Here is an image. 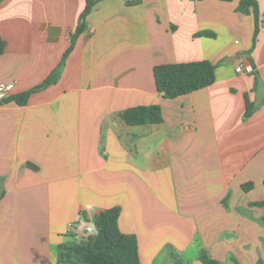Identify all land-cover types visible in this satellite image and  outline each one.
Here are the masks:
<instances>
[{
	"label": "crops",
	"instance_id": "crops-1",
	"mask_svg": "<svg viewBox=\"0 0 264 264\" xmlns=\"http://www.w3.org/2000/svg\"><path fill=\"white\" fill-rule=\"evenodd\" d=\"M87 2L2 0L0 84L18 95L44 82ZM258 2L256 45L255 18L237 11L239 0L95 5L58 83L26 106L0 105V264H60L69 234L89 237L92 217L115 206L121 231L138 238L142 264H202L201 249L223 264L264 263ZM203 60L217 66L213 85L175 99L157 91L156 66ZM248 65L253 73L236 72ZM247 97L257 109L245 120ZM151 105L161 107V124L121 117ZM246 183L254 184L248 192Z\"/></svg>",
	"mask_w": 264,
	"mask_h": 264
},
{
	"label": "trees",
	"instance_id": "trees-1",
	"mask_svg": "<svg viewBox=\"0 0 264 264\" xmlns=\"http://www.w3.org/2000/svg\"><path fill=\"white\" fill-rule=\"evenodd\" d=\"M2 0H0L1 2ZM102 0H88L86 8L81 15L80 23L72 35L71 46L64 54L57 68L40 85L30 90L8 97L0 105L16 103L18 106H26L31 96L37 92L58 83L66 60L75 48L78 38L87 30V20L93 8ZM127 6H138L142 0H124ZM233 1V0H225ZM237 11L245 15H253L255 18V32L253 43L256 45L261 29V11L258 0H239ZM199 36H213L211 32H201ZM5 43L0 39V55L3 53ZM216 68L208 60L164 64L154 68V76L157 91L167 99H175L193 92L205 89L214 84L216 80ZM256 84L258 79H255ZM257 106L246 98V111L244 119L247 120L255 113ZM121 117L126 124L131 126L157 125L163 122V114L160 106H137L124 110ZM253 183L242 185L244 191H249ZM256 206H264L263 202ZM122 213L120 206L102 210L92 217L93 234L87 239H78L73 233L69 236L72 240L59 245L58 262L60 264H142L140 259L139 242L134 234H125L119 226V218ZM86 221L85 215L81 214L80 222ZM199 260L202 264H223L213 258L206 249H201ZM234 264H241L232 257ZM256 264H264L259 260Z\"/></svg>",
	"mask_w": 264,
	"mask_h": 264
},
{
	"label": "built area",
	"instance_id": "built-area-1",
	"mask_svg": "<svg viewBox=\"0 0 264 264\" xmlns=\"http://www.w3.org/2000/svg\"><path fill=\"white\" fill-rule=\"evenodd\" d=\"M237 73H253V67L251 65L248 66H237ZM13 84H0V102H3L8 97L12 96Z\"/></svg>",
	"mask_w": 264,
	"mask_h": 264
},
{
	"label": "rangeland",
	"instance_id": "rangeland-1",
	"mask_svg": "<svg viewBox=\"0 0 264 264\" xmlns=\"http://www.w3.org/2000/svg\"><path fill=\"white\" fill-rule=\"evenodd\" d=\"M244 192H248V191H244ZM84 233H86V232H84ZM197 237V236H196ZM78 239H87L88 238V236H85V235H82V237H77ZM196 254V248L195 249H192V251H190V256H193V255H195Z\"/></svg>",
	"mask_w": 264,
	"mask_h": 264
}]
</instances>
